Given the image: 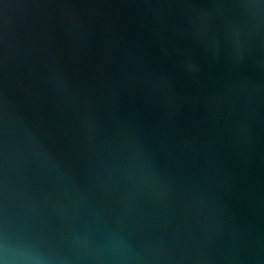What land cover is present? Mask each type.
<instances>
[{
  "label": "water",
  "instance_id": "1",
  "mask_svg": "<svg viewBox=\"0 0 264 264\" xmlns=\"http://www.w3.org/2000/svg\"><path fill=\"white\" fill-rule=\"evenodd\" d=\"M0 242L264 264V0H0Z\"/></svg>",
  "mask_w": 264,
  "mask_h": 264
},
{
  "label": "clouds",
  "instance_id": "2",
  "mask_svg": "<svg viewBox=\"0 0 264 264\" xmlns=\"http://www.w3.org/2000/svg\"><path fill=\"white\" fill-rule=\"evenodd\" d=\"M0 264H49V259L29 248L0 242Z\"/></svg>",
  "mask_w": 264,
  "mask_h": 264
}]
</instances>
